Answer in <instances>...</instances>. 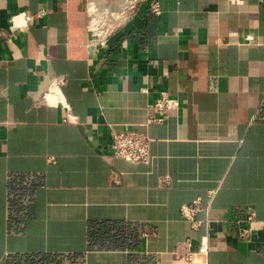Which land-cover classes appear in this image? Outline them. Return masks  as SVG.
<instances>
[{"label": "crops", "instance_id": "obj_1", "mask_svg": "<svg viewBox=\"0 0 264 264\" xmlns=\"http://www.w3.org/2000/svg\"><path fill=\"white\" fill-rule=\"evenodd\" d=\"M157 1L0 0V264H175L204 235L208 264H264V0ZM163 94L179 110L147 124ZM121 129L150 162L113 155Z\"/></svg>", "mask_w": 264, "mask_h": 264}, {"label": "built area", "instance_id": "obj_2", "mask_svg": "<svg viewBox=\"0 0 264 264\" xmlns=\"http://www.w3.org/2000/svg\"><path fill=\"white\" fill-rule=\"evenodd\" d=\"M143 0H127L128 8H135L137 4ZM151 10L155 13H161L162 9L157 0H152ZM44 12L27 15L32 19H37ZM113 31L109 16H103L93 20L90 26L91 40L96 45L104 46L109 35ZM65 77H57L54 84L59 85L65 82ZM48 99L49 97L46 96ZM181 106V100L168 94L161 95L154 104V113L149 116L147 124L153 122H162L176 113ZM113 141L111 144L114 156L124 158L132 162H150L152 159L151 142L152 137L144 131L137 129H121L114 130ZM54 156H50L49 160H54ZM160 184L169 185L170 178L168 175L160 176ZM218 192V188L208 190V198L212 201ZM203 209L202 199L196 198L190 202H186L181 206V215L188 220L194 229H198L203 225L204 220L198 217L199 212ZM255 223V210L251 206L244 208V216L238 221L237 233L242 238H248L252 235ZM175 264H208L209 255V239L207 235L201 238L200 244L194 248L191 238H185L179 242L173 251Z\"/></svg>", "mask_w": 264, "mask_h": 264}, {"label": "trees", "instance_id": "obj_3", "mask_svg": "<svg viewBox=\"0 0 264 264\" xmlns=\"http://www.w3.org/2000/svg\"><path fill=\"white\" fill-rule=\"evenodd\" d=\"M93 230L94 231H93L92 235H93L94 241L101 240V237L104 234V230L102 228V225H100L99 227H95Z\"/></svg>", "mask_w": 264, "mask_h": 264}]
</instances>
